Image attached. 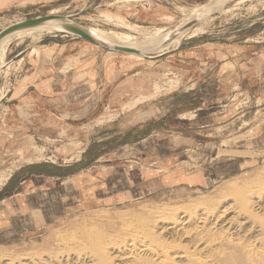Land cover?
Masks as SVG:
<instances>
[{
    "label": "rangeland",
    "instance_id": "obj_1",
    "mask_svg": "<svg viewBox=\"0 0 264 264\" xmlns=\"http://www.w3.org/2000/svg\"><path fill=\"white\" fill-rule=\"evenodd\" d=\"M205 3L210 0H0V31L17 20L62 14L124 40L144 41L140 26L171 31L186 18L183 9ZM203 24L204 33L191 29L179 38L181 49H198L199 58L184 59L172 46L141 57L53 31L33 35L32 29L7 40L0 91L7 89L3 81L17 83L42 53H52L39 45L64 39L69 75L94 76L85 61L98 59L101 76L116 84L100 100L104 104L93 96L90 108L75 115L81 122L101 113L93 127L76 129L73 123L68 131L61 123L59 132L35 136L29 112L19 115L10 107L3 117L0 111V261L45 257L106 221L118 224L160 206L213 203L264 178V0H232ZM245 39L255 47L248 68H222L228 52L210 44ZM194 76L201 78L196 84ZM82 87L73 91L76 102L87 96ZM90 166L96 167L84 170ZM31 176L32 182L19 185ZM12 192L19 194L7 197Z\"/></svg>",
    "mask_w": 264,
    "mask_h": 264
},
{
    "label": "bare ground",
    "instance_id": "obj_2",
    "mask_svg": "<svg viewBox=\"0 0 264 264\" xmlns=\"http://www.w3.org/2000/svg\"><path fill=\"white\" fill-rule=\"evenodd\" d=\"M223 3V0H210L209 5L205 3L206 6L201 8L183 9L187 16L176 28L195 18L198 19V22H202L183 31L169 45L159 51L171 48V46L177 47L180 43L179 38L188 30L192 29L194 34L204 33L203 19L208 16L209 11L221 9ZM141 27L139 29L144 31L142 36L147 38H143L144 41L140 40L141 42L135 41V37L131 36H126L124 40L123 36L121 39L99 30L93 29L92 31L113 43L135 47L143 51L152 49L170 32L164 33V29L148 31ZM28 30L30 32V29ZM31 31H33L31 32L33 35L34 32L36 35L45 31L52 32L47 27L35 28ZM14 33L18 34L13 32L0 40V68L4 58L2 49L7 40L13 38ZM26 34L30 35V33ZM138 55L143 56L142 54ZM40 156L41 154H37L36 158L39 159ZM247 184L244 185L245 187L236 189L232 197L225 196L213 203L200 204L195 207L160 206V209H153L152 212L140 215L135 219L124 220L118 224L106 221L103 227L95 225L94 230H89L84 235L72 236L68 239L69 244L65 243L62 250L50 252L45 257L24 258L21 255L23 259L16 263L0 261V264H264V178ZM116 220L118 221V218ZM109 224L110 226H108ZM70 235L68 234V236ZM68 236L66 237L68 238Z\"/></svg>",
    "mask_w": 264,
    "mask_h": 264
},
{
    "label": "crops",
    "instance_id": "obj_3",
    "mask_svg": "<svg viewBox=\"0 0 264 264\" xmlns=\"http://www.w3.org/2000/svg\"><path fill=\"white\" fill-rule=\"evenodd\" d=\"M68 41L69 39H64L62 43L39 45L40 47H46L49 51L53 49V51H51L52 53L47 55L46 49L45 51L43 50L46 55L42 53L40 58L36 59V61L34 60L35 62L33 65L28 67L30 74H26V77L20 78L17 83L12 84V82L3 81L1 84L2 88H5V85L7 86V89L0 91V111L2 116L9 115L8 112L10 111V107H15L19 115L21 113L20 110L29 112L30 115H33V125L30 130H32L35 136H37V133L45 131H51L54 133L59 132L60 125L62 124L63 126H66L65 128H67L68 131L69 127L73 126V123L77 125V127H75L76 129L97 126L96 123L93 122H95V119H100L101 113H97V116L93 119L87 121L81 120V122H79L80 120H77L78 117H75V115H78L82 110H84L85 113L87 110L86 106L90 108V100L94 99L93 96L98 98L97 105L104 104L100 103V100L103 99L105 101V94L111 86L116 84V81H113L114 79L110 81L101 76V68L104 64L100 65L98 59L90 60V62L89 60L85 61L87 64L85 70L88 71L92 68L94 70L92 72L94 76L91 77L87 74L81 76L80 79H77L79 77H76L74 71L69 75ZM247 42L248 39L241 42H230L223 46L221 44L210 45H218L220 47L219 50L224 48L228 52L226 59L221 60V62L223 61L221 67L228 68L225 64L229 63V67L234 71L239 65L242 68H248V64L251 62L249 53L251 50H254L255 47ZM181 45L182 43L174 50H177V53L182 58H199V55L196 53L198 52V49L192 54L189 50L190 48L181 49ZM200 46L201 49H199V53L202 52L205 43H202ZM91 50L92 49H89L88 47H83V49H81L82 52H90ZM22 59L23 58H20L18 61ZM201 61L202 60H200V63ZM26 62L29 64V60ZM194 78L197 80L195 81V84L201 79L200 76V79L196 76H194ZM92 83L94 84V87L91 89ZM79 85L84 86L85 88L82 87V89H85V91L87 90L86 92L88 93L83 100L76 102V97L73 95V91L76 90ZM55 122H57V124H55ZM22 123L24 126V121ZM86 152V148L81 151L83 154ZM105 155L106 153L100 154L96 161H100ZM91 167L96 166H90L84 170H89ZM33 178L34 177L32 176L30 178H24L19 182V185H23L26 183V180L31 181ZM66 178H69V175H67ZM18 194V192H12V194L7 197ZM5 198L6 197H1V201Z\"/></svg>",
    "mask_w": 264,
    "mask_h": 264
},
{
    "label": "water",
    "instance_id": "obj_4",
    "mask_svg": "<svg viewBox=\"0 0 264 264\" xmlns=\"http://www.w3.org/2000/svg\"><path fill=\"white\" fill-rule=\"evenodd\" d=\"M223 1L224 3L222 6L226 5L232 0H223ZM216 10H219V9L211 10L207 13V15L209 16L211 13L215 12ZM197 22H198V19L195 18V19L188 21L181 27L171 30L156 46H154L152 49H147L145 51L137 49L135 47H129V46H124V45H120L117 43H113L105 39L103 36L93 32L92 28L83 26L71 20L66 15H62V14H46L42 16H36V17L17 20L14 23H11L10 25L6 26L0 31V40L5 35L13 33V32L47 27L53 32L76 36V37L85 39L95 45L104 47L112 51H117V52L127 53V54L129 53L142 54L143 57L149 58L150 57L149 54L154 53L156 50H159L161 48H165L183 31L190 28ZM180 44H181V41L179 45ZM177 47L173 48L172 50L176 49Z\"/></svg>",
    "mask_w": 264,
    "mask_h": 264
}]
</instances>
